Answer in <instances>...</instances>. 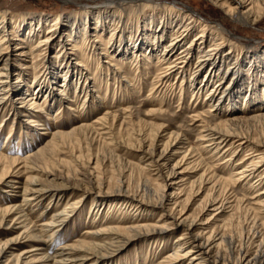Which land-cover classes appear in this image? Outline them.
<instances>
[{"label": "bare ground", "instance_id": "bare-ground-1", "mask_svg": "<svg viewBox=\"0 0 264 264\" xmlns=\"http://www.w3.org/2000/svg\"><path fill=\"white\" fill-rule=\"evenodd\" d=\"M207 1L242 25L264 18V0ZM78 6L64 14H16L14 22L0 16V143L6 144L18 130L25 129L26 136L36 131L41 126L36 120L41 113L51 120L64 104L73 111L69 102L80 104L79 114L93 105L99 108L103 99L94 90L97 80L119 78L126 65L142 78L143 70L148 73L153 61L155 75L148 92L147 117L162 116L164 103L157 102V97L165 86L173 91L179 83L178 101L190 93V100L204 101L208 113H215L218 121L208 124L201 117L204 111L194 107L190 121L199 129L198 147L190 146L163 124L150 121H143V129H134L131 142L115 143L116 118L105 111L66 132L46 130L42 134L49 135L47 141L24 157H10L6 146H0V196L5 198L0 206V229L8 224L17 230L8 233L6 240L0 239V263L114 264L118 252L145 243L152 258L136 259L140 257V250H136L134 264H264L263 219L250 220L251 234L245 237L244 229L237 232L232 222L234 207L243 205L244 197L231 194L219 199L208 194L199 215L207 206H212L213 213L202 224L198 216L184 217V211L176 212L175 208L180 207L178 200L185 189L189 192L198 187L197 195L209 184L211 192L217 188L225 193L228 186L244 185L264 164L263 137L252 134L257 123H264V113L256 111L264 106H257L264 102V51L258 56L252 50L254 45L243 50L239 41L229 43L223 29L174 2L118 0ZM22 32L27 36L26 44H18ZM190 34L193 37L188 40ZM66 45L82 63L65 51ZM10 47L12 51H8ZM49 47L55 50L50 57L45 56ZM21 48L27 50L20 55ZM32 52L38 61L32 57L29 66L16 68L21 62L15 56ZM110 67H114L112 72ZM127 83L129 89L132 82ZM119 88L114 86L113 93ZM257 88L261 90L256 95ZM6 111L14 122L1 118ZM4 127L8 129L5 138ZM103 136L109 137L106 144L112 146V155L119 150L125 157L121 163L130 167L129 174L124 169L119 171L115 187L105 181L94 185L92 181L98 179L95 159H88L85 166L80 156L73 154L71 160L58 157L82 137L92 146L96 137L103 140ZM237 151L246 152L240 161L236 160ZM204 152L228 170L227 178H221L213 165L205 163ZM177 156L179 159L173 161ZM134 171L146 177L132 187ZM189 172L199 176L190 180ZM262 178L264 172L250 188ZM89 198L85 214L80 215L87 230L69 243L55 246L53 239L82 212ZM253 200L249 211L264 214V188ZM157 211L160 215L155 219ZM225 213L231 217L206 230L210 220L217 222ZM174 234L176 238L165 253L163 248ZM24 242L31 245L18 254L12 251Z\"/></svg>", "mask_w": 264, "mask_h": 264}, {"label": "rangeland", "instance_id": "rangeland-1", "mask_svg": "<svg viewBox=\"0 0 264 264\" xmlns=\"http://www.w3.org/2000/svg\"><path fill=\"white\" fill-rule=\"evenodd\" d=\"M112 1H118V0H0V16H5L7 18L9 17L11 22H14V16L16 14H38V15L39 14L52 15L54 13L64 14V12L71 11L75 9L76 7H79L78 5H81V4L92 6V5L103 4V3L108 4ZM155 1H158L160 3L165 2V1L174 2L179 7L187 6L191 8L194 13H197V15L202 16V18L207 21V24L212 25V26H217L223 29L225 32L226 38L229 39V43L233 44L234 41H239L240 44L244 46L243 50L247 49L246 46L254 45V48H252V50L256 51V54L258 56H262L261 54L264 51V18L258 23L242 25L238 22H235L232 18L225 16L220 9L212 5L207 0H155ZM11 36L16 37V33H12ZM19 36H20V39L18 40V44L19 43L22 44V42L26 44L27 36H25V33L22 32V34H19ZM192 37H193L192 34H190L188 37V40H190ZM64 48H65V51L69 53V55L73 59H76L75 61L77 63L78 62L82 63L81 60H79V57L77 58V56H73V53L75 52L73 50H70L71 47L69 45H66V47ZM10 50L12 51V47L8 49V51ZM25 50H27V48H21L20 50H18V52H20L19 54L21 55V53ZM248 50H251V49H248ZM54 51L55 50L53 49V47H49L45 56H49V57L52 56L54 54ZM35 53L36 52H32L31 54L28 53L26 56H23V57L20 55L15 56L16 57L15 60L21 62L19 66H16V68L18 69L21 67L24 68L25 65L29 66L30 58L34 57L33 59L36 60ZM44 59L46 58L44 57ZM92 65L94 66V61ZM154 65H155V61H153L152 63H150V65H148V69H149L148 73L143 70L142 78H140V76H135L136 74H133L136 69H134L133 67L131 68L130 65H126L125 67L121 69V72L119 73V78L116 77V79L113 80V77L109 76L108 78L103 77L104 79L102 78L103 80L101 81L97 80L95 89L94 88L92 89L97 91L98 93L97 95L99 96V98L103 99V104L100 105L101 108L100 107L96 108V105H93L92 107L85 109L79 114L78 109H79L80 104H77V105L75 103L70 104L69 102V106L73 109V111L68 110V107L66 106V104H64L59 110L54 111V113L50 116L51 120H48V118L44 114L41 113L39 114L40 116L38 115L39 116L38 119H36L40 123L41 126H39L36 129V131L31 132L28 136H26V134L24 133L25 129L18 130L20 131L19 133L18 131L17 132L15 131L16 133L13 132V135L9 138V140L6 139V144L3 142V144L0 143V146H6V149L9 150L8 155L10 157H15V156L24 157L26 156L27 153H31L33 150L43 145L47 141L49 135L42 134L46 132V130L49 133L66 132L80 124L91 122L95 116H98L100 113L105 111V112H108L110 115L115 116L116 118L115 132L117 131V134H115L114 136L115 143H119L120 141H121L120 143L131 142V138H134L133 135H135L137 131L143 129L142 127L143 121L145 122L150 121L155 124H163L167 128L171 129V131L177 134H180L182 136L181 138H184V140L187 141V143H189L190 146L198 147V142L196 141V138L199 134V129L196 123L194 124L192 121H190V117L194 113L193 111L194 107L198 105L197 109L204 111V114L201 117L204 118V120L210 125H213L214 123H216L218 121V118L215 115V113H208L209 108L207 107V104L204 101L202 102L203 104L193 103L190 100V93H185L182 99L178 101L179 83L175 84L173 91L171 90L173 92L171 98L168 97L171 94L170 88L166 89V86L165 88L162 89V93L159 95V97H157V100H156L157 102L159 101L161 103H164L162 105L163 113L160 118L154 119V118L147 117L145 115L148 105L150 104V101H149L150 97L148 96V92L150 89L151 81L154 79V75H155V71L152 69ZM88 66L90 67V65ZM109 70H111L112 72V70H114V67H110ZM93 71L95 70L93 69ZM129 80L132 82V85H131L132 87L129 86V89H128L126 86H128L127 82H129ZM116 85L117 86L120 85V88H119L120 90L113 93L114 91L113 87ZM213 85L214 84H212V86ZM260 90L261 88L255 89L254 90L255 94L259 93ZM240 95H241V92H240ZM202 98L203 97L201 96L200 100H202ZM253 101H255V103H260L257 100H253ZM242 103L243 101L240 100L239 107L244 106V103L243 105H241ZM263 104L264 102L262 104L260 103V105H257V104L256 105L261 106ZM261 107H264V106H261ZM261 107L258 108V110L256 109V111L264 113V108H261ZM253 111H255V109ZM8 115L9 114L6 111L4 114L1 115V118L3 119L9 118ZM10 120H12L13 122L15 121L14 119H10ZM263 125L264 123L262 124L257 123L252 129V134L254 136H257V135L262 136L264 140V126ZM134 129L136 130V132L134 131ZM3 131L5 133L4 138L6 136L8 137L7 127H4ZM131 132L133 133L131 134ZM81 139L79 143L71 144L72 147L71 146L66 147L63 153H61L58 157L62 160H71L72 158L70 156H73L74 154V156H80L81 163H84L85 166L87 165L86 161H88V159H91L92 161L95 159L98 163L97 165V174H98L97 178L98 179L97 180L95 179L92 181L94 182V185L102 181H105L103 183L108 182V184L111 187H115L117 185L119 171H122L124 169L123 171H126V174H129V172L127 173V171L130 170V167L125 166L124 163H121V159L125 158L122 155V153L119 150H116L115 153H113L112 155V151H111L112 146L106 144L109 141V137L107 138V136H103V140L100 139L99 137H96L94 141L92 142V146H91V141H89L88 139L86 138L84 139V137H82ZM160 150H161V147L158 148V151ZM244 151H240V152L237 151L236 152L237 154L235 153L237 155L236 156L237 161H240L244 157L246 153ZM230 154L231 153H229V155ZM208 155L209 154H207L206 152L202 153L201 155L205 163H207L210 166L213 165V168H215L217 175H219L221 178H227V175L229 174L228 170L224 169V167L219 164L220 161H217L215 163L212 162V159H210ZM127 158L135 161V158L134 159L130 158L129 154H127ZM178 159H179V156L175 157L173 161H176ZM125 168L127 170H125ZM263 172H264V164L255 172V174L244 185H241V186L236 185L234 187L228 186L226 189L227 191L228 190L229 191L228 192L226 191L225 193L218 192L217 188H216L217 190L215 189L214 191L211 192L210 191L211 187L209 184L206 185L205 188L199 189V192L197 195L194 193L196 192L198 187H196V189L191 190L189 192L188 190L185 189V191L181 193V198L178 200V204L180 205V207H175L176 212H178V210L181 209L185 213L184 217L190 216L194 218L195 216H198V220H200L199 222L202 224V223H205L206 220L213 213L211 211L212 206H207V209L199 215L201 208L205 206V201L207 199L208 194L211 193L213 197H218L219 199L223 197L227 198L232 195L240 197V198L244 197L243 205L241 204L240 206L235 205L234 207V215H233L232 222L233 224L235 223L234 225H237L235 228L237 232L241 231L240 228L242 227V229H244L243 230L244 237L249 236V234H251V225H253L251 221H254L256 218V220L258 219L259 221L263 219L261 222H264V218H262L264 217V214L258 213V212L251 213L249 211V207H251V204L254 202L253 196L260 193L264 188V178L259 180L255 188H250V184H252L253 180L259 179L260 176L263 175ZM187 176L190 180H192L196 178L197 176H199V174L189 172ZM145 177H146L145 174L144 175L138 174L137 172L135 173L134 171L133 172V178H134L133 182H130L131 186L132 187L133 185L134 187L137 186V184L142 182L141 180L144 179ZM18 180L19 179H17V181ZM22 180L23 179H21V182ZM134 183H136V185ZM183 193L185 194L184 196H182ZM186 196H187V201H186L187 203L184 201L186 199ZM4 199L5 198L3 196H0V206L3 204ZM90 201H91L90 198L86 200L84 204L85 206L83 207L82 212L80 213L77 212L79 214H75L76 215L75 219L71 220L69 225L63 228L62 231L53 239V244L55 246L56 245L60 246L64 242L69 243L71 240L79 237L81 234H83L85 230H87L85 229L87 227L86 222H84V218H82L80 215L85 214L87 207L90 204ZM238 208L239 210H237ZM159 215H160V211H157L156 214L154 215L155 219H157ZM228 215L230 218L231 215L228 213H225L221 217V219L218 220L217 222L213 221V219L210 220L209 221L210 227L207 228L206 230H211L214 227L218 226V224L220 225L221 223H223L224 220L226 221L227 219H229ZM12 230L17 231L15 227L13 226L9 227L8 224L3 225L0 229L2 233L0 235V239L4 241V239L6 240L7 238H9L7 234L12 233ZM175 238H176V234L171 235L168 238L169 240L163 248L165 253H168L167 252L169 251L168 248L170 247V244H172ZM24 243L25 244L20 243L17 247L14 246L12 248V251L18 254L23 249L28 248L31 245L28 242H24ZM153 248L156 249V247H153ZM136 250H140V254H139L140 257L137 256L136 259L141 258V257L142 258L144 257L152 258V255L150 254L149 249L147 248L146 244L143 243V244H139L136 246H130L123 252L121 251L118 252L114 258V264H126L125 262L127 259L129 260L128 264H134L135 256H134L133 251H136ZM254 250H255L254 246H251L250 247L251 253H253ZM4 263L5 262H1L0 264H4Z\"/></svg>", "mask_w": 264, "mask_h": 264}]
</instances>
